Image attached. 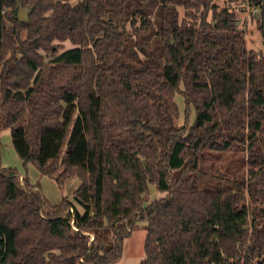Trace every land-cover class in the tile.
<instances>
[{
    "label": "trees",
    "instance_id": "1",
    "mask_svg": "<svg viewBox=\"0 0 264 264\" xmlns=\"http://www.w3.org/2000/svg\"><path fill=\"white\" fill-rule=\"evenodd\" d=\"M217 1L238 0H0V132L80 182L51 206L0 163V264H113L138 223L139 264H264V55ZM206 153L245 154L247 178L202 187Z\"/></svg>",
    "mask_w": 264,
    "mask_h": 264
},
{
    "label": "rangeland",
    "instance_id": "2",
    "mask_svg": "<svg viewBox=\"0 0 264 264\" xmlns=\"http://www.w3.org/2000/svg\"><path fill=\"white\" fill-rule=\"evenodd\" d=\"M219 8L229 6L236 15L237 28L244 35L245 45L256 56L264 55L261 34L257 24V12L250 7L245 0H238L228 5L225 1L215 2ZM180 18L183 17V10L178 8ZM73 48L69 42H64L57 53ZM174 102L177 105L180 118L178 125L183 124L184 118L189 125L193 124L195 119V110L193 107L186 108L184 100L179 93L174 94ZM0 163L3 168L13 170L18 176L26 177L30 183H37L45 196L49 205H58L64 197L71 198L73 191L79 186L80 182L76 179L66 181L62 186L47 176L41 175L37 168L31 163H24L16 154L11 144L10 130L5 129L0 132ZM205 175L200 180L202 187L221 188L227 182L230 187L234 182H240L241 179L247 178L248 165L245 154L227 153L216 154L206 153L204 157ZM218 179H222L218 180ZM228 180V181H227ZM206 185V186H205ZM236 188L240 189L248 199L245 188L238 184ZM163 196L149 186V196L147 202ZM262 207L264 204L261 205ZM144 223H138L132 231L131 236L124 241V249L121 258L113 264H139L143 259V242L145 238Z\"/></svg>",
    "mask_w": 264,
    "mask_h": 264
},
{
    "label": "water",
    "instance_id": "3",
    "mask_svg": "<svg viewBox=\"0 0 264 264\" xmlns=\"http://www.w3.org/2000/svg\"><path fill=\"white\" fill-rule=\"evenodd\" d=\"M17 18L19 21H27L28 20V11L19 9Z\"/></svg>",
    "mask_w": 264,
    "mask_h": 264
}]
</instances>
